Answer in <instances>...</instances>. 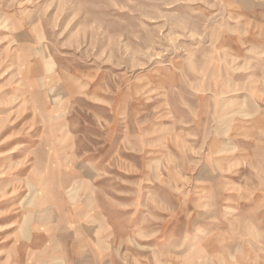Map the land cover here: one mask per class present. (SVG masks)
Instances as JSON below:
<instances>
[{"label": "rangeland", "instance_id": "1", "mask_svg": "<svg viewBox=\"0 0 264 264\" xmlns=\"http://www.w3.org/2000/svg\"><path fill=\"white\" fill-rule=\"evenodd\" d=\"M0 264H264V0H0Z\"/></svg>", "mask_w": 264, "mask_h": 264}]
</instances>
